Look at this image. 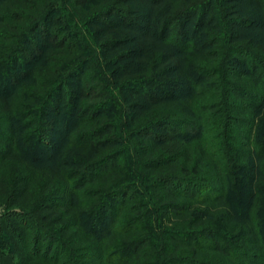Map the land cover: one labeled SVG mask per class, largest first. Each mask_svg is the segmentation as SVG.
<instances>
[{"label":"trees","instance_id":"1","mask_svg":"<svg viewBox=\"0 0 264 264\" xmlns=\"http://www.w3.org/2000/svg\"><path fill=\"white\" fill-rule=\"evenodd\" d=\"M0 206L15 264H264V0H0Z\"/></svg>","mask_w":264,"mask_h":264},{"label":"rangeland","instance_id":"2","mask_svg":"<svg viewBox=\"0 0 264 264\" xmlns=\"http://www.w3.org/2000/svg\"><path fill=\"white\" fill-rule=\"evenodd\" d=\"M54 16H57V14L55 13ZM73 16L77 17V14L74 12V13H72V17H73ZM77 19H78V21H79V23H80V27L83 28L84 31H86L85 36H86L88 42L92 44V42H94V40H93V36H94V35L92 34V31L86 29V28H85V24H82V23H81V20H79L78 17H77ZM13 24H15V22H13ZM39 32H40V31H39ZM34 36H35V38H34V39H35V42H37L39 39L41 40V37H42V36H41L40 33H39V34H38V33H37V34H34ZM148 205L150 206V204H148ZM4 211H5V208L0 206V214H2ZM107 224H108V221H107V223H106V225H105V229L107 228Z\"/></svg>","mask_w":264,"mask_h":264},{"label":"crops","instance_id":"3","mask_svg":"<svg viewBox=\"0 0 264 264\" xmlns=\"http://www.w3.org/2000/svg\"><path fill=\"white\" fill-rule=\"evenodd\" d=\"M0 264H15L11 255H4L0 247Z\"/></svg>","mask_w":264,"mask_h":264}]
</instances>
